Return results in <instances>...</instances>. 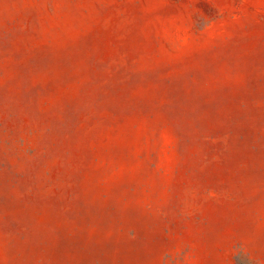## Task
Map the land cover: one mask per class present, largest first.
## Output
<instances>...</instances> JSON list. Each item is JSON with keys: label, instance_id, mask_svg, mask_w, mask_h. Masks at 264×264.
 Masks as SVG:
<instances>
[{"label": "rangeland", "instance_id": "1", "mask_svg": "<svg viewBox=\"0 0 264 264\" xmlns=\"http://www.w3.org/2000/svg\"><path fill=\"white\" fill-rule=\"evenodd\" d=\"M0 264H264V0H0Z\"/></svg>", "mask_w": 264, "mask_h": 264}]
</instances>
